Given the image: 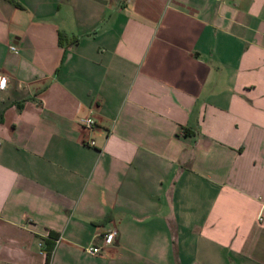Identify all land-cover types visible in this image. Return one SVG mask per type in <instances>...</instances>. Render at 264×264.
<instances>
[{"label": "crops", "instance_id": "1", "mask_svg": "<svg viewBox=\"0 0 264 264\" xmlns=\"http://www.w3.org/2000/svg\"><path fill=\"white\" fill-rule=\"evenodd\" d=\"M0 79V264H264V0H0Z\"/></svg>", "mask_w": 264, "mask_h": 264}, {"label": "built area", "instance_id": "2", "mask_svg": "<svg viewBox=\"0 0 264 264\" xmlns=\"http://www.w3.org/2000/svg\"><path fill=\"white\" fill-rule=\"evenodd\" d=\"M13 48H14L13 46L11 45L9 46V49H13ZM79 124L83 128L90 129L94 124V120L92 119L91 116H85L80 119ZM86 144L88 146H93L94 142L92 140H88L86 141ZM116 237H117V230L114 226H112L100 232L96 236L97 242L85 246L84 251L91 255L99 254L102 248L108 244L113 243L116 240ZM53 241L57 242L58 238H54Z\"/></svg>", "mask_w": 264, "mask_h": 264}, {"label": "trees", "instance_id": "3", "mask_svg": "<svg viewBox=\"0 0 264 264\" xmlns=\"http://www.w3.org/2000/svg\"><path fill=\"white\" fill-rule=\"evenodd\" d=\"M49 235L51 236V238L56 237L55 233H53V232H49ZM49 255H50V251H49V249H47V251H46V264L49 260Z\"/></svg>", "mask_w": 264, "mask_h": 264}, {"label": "clouds", "instance_id": "4", "mask_svg": "<svg viewBox=\"0 0 264 264\" xmlns=\"http://www.w3.org/2000/svg\"><path fill=\"white\" fill-rule=\"evenodd\" d=\"M5 81L3 79H0V88L4 87Z\"/></svg>", "mask_w": 264, "mask_h": 264}]
</instances>
